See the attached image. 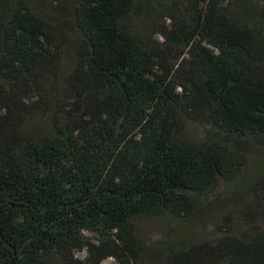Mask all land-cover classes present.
<instances>
[{
  "label": "trees",
  "instance_id": "trees-1",
  "mask_svg": "<svg viewBox=\"0 0 264 264\" xmlns=\"http://www.w3.org/2000/svg\"><path fill=\"white\" fill-rule=\"evenodd\" d=\"M249 146L264 150V0H0V264H264ZM239 181L246 229L139 238L144 218L213 222L192 217Z\"/></svg>",
  "mask_w": 264,
  "mask_h": 264
},
{
  "label": "rangeland",
  "instance_id": "rangeland-1",
  "mask_svg": "<svg viewBox=\"0 0 264 264\" xmlns=\"http://www.w3.org/2000/svg\"><path fill=\"white\" fill-rule=\"evenodd\" d=\"M153 3L159 0H151ZM55 6V5H54ZM207 132V127L199 123H193L188 128V134L194 138H201ZM249 148H252L249 146ZM252 154L259 156L262 160L251 164L246 170L252 173L253 180L260 177L261 167L264 166V150L252 148ZM240 181L238 185H234V192L224 191L220 189L216 194L207 197L202 205L199 206V211L192 218H207L209 215L214 218L213 222H207L202 225H194L192 222L183 220H175L170 216H161L153 218H144L136 222L137 234L142 242L148 246L155 244H163L160 242H181L184 245L194 244L209 240H215L223 234L221 230L232 228L239 232L246 229L249 223L246 218L239 212L235 213L234 209L242 208V199L245 193L240 191ZM238 191L235 193V190ZM206 204H210L206 206ZM86 238L91 241H96V232L86 230L84 232ZM78 258L84 259L88 252L86 249L75 252ZM116 259L110 257L105 259L102 264H116ZM137 264H147L144 261H139Z\"/></svg>",
  "mask_w": 264,
  "mask_h": 264
}]
</instances>
